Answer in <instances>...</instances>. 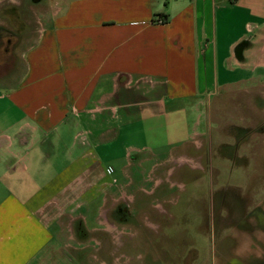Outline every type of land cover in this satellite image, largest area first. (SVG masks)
Returning <instances> with one entry per match:
<instances>
[{"label": "crops", "instance_id": "obj_1", "mask_svg": "<svg viewBox=\"0 0 264 264\" xmlns=\"http://www.w3.org/2000/svg\"><path fill=\"white\" fill-rule=\"evenodd\" d=\"M47 3L19 66L0 79V264L53 263L58 242L70 240L74 220L85 218L72 215L77 200L80 207L94 201L100 192L88 194L97 186L104 202L119 192L101 186L104 174L91 138L128 131L135 115L152 122L180 112L202 126L219 90L247 94L248 107L251 95L264 91V0ZM253 69L259 75L246 78ZM246 81L254 85L231 87ZM235 104L222 101L209 121L221 124L222 159L249 166L240 156L252 148L231 150ZM215 134L209 133L211 140ZM254 146L262 149L264 139ZM259 212L256 222L264 219ZM250 216L237 213L230 230L248 226ZM260 228L248 242L239 233L243 241L230 247L231 260L260 261Z\"/></svg>", "mask_w": 264, "mask_h": 264}, {"label": "rangeland", "instance_id": "obj_2", "mask_svg": "<svg viewBox=\"0 0 264 264\" xmlns=\"http://www.w3.org/2000/svg\"><path fill=\"white\" fill-rule=\"evenodd\" d=\"M47 4V0H0V79L19 66V55L37 33L40 12ZM248 72L246 78L259 75L258 69ZM253 85L246 81L231 87ZM233 92L237 91L219 90L203 113L202 126L180 112L152 122L135 115L127 121L128 131L91 138L92 156L104 174L101 186L110 191L114 185L112 191L119 192L104 202L100 187L92 186L88 196L100 192L94 201L80 207L77 200L72 215L85 218L74 220L70 240L58 242L59 253L53 254L50 264H235L230 247L240 246L241 235L247 242L255 239L258 224L264 233L263 217L256 222L253 216L260 209L264 212V147L240 156L249 164L241 167V161L229 163L217 151L221 124L209 121L213 110L230 99L249 114L244 103L249 96ZM262 92L252 96L264 99ZM160 95L156 93L157 100ZM257 104L252 112L264 117V102ZM215 131L211 140L209 133ZM257 198L262 200L260 208H255ZM224 209L231 214L223 220ZM240 211L250 212L251 222L231 231ZM263 252L264 244L258 259Z\"/></svg>", "mask_w": 264, "mask_h": 264}, {"label": "flooded vegetation", "instance_id": "obj_3", "mask_svg": "<svg viewBox=\"0 0 264 264\" xmlns=\"http://www.w3.org/2000/svg\"><path fill=\"white\" fill-rule=\"evenodd\" d=\"M263 95V94H262ZM258 95V96H262ZM251 100L253 103L252 107H256L260 104L263 103L264 99L261 98H254L251 95ZM237 101V100H236ZM235 104V102L233 101ZM248 107V106H247ZM232 110L233 116H231V121L232 124H230V129L229 133L233 139V144L231 146V150L233 153H237V150L240 151L243 148L250 147V148H255L254 144L257 143V139L260 138L261 141L264 139V117L256 112H252V108L248 107L247 109L249 110V114L245 113L244 108L242 105H239L238 102L235 104ZM202 146H200L199 150L201 149ZM243 147V148H242ZM200 159H202L200 157ZM223 198V197H222ZM224 217L222 219L227 218L230 216V210L224 209ZM235 262V260L233 261ZM237 264V261L236 263ZM257 264H264V258L258 260Z\"/></svg>", "mask_w": 264, "mask_h": 264}, {"label": "built area", "instance_id": "obj_4", "mask_svg": "<svg viewBox=\"0 0 264 264\" xmlns=\"http://www.w3.org/2000/svg\"><path fill=\"white\" fill-rule=\"evenodd\" d=\"M157 22H158V23H164V21H163V20H158Z\"/></svg>", "mask_w": 264, "mask_h": 264}]
</instances>
